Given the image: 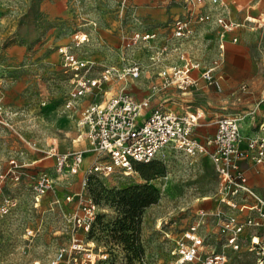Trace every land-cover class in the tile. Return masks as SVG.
<instances>
[{
	"label": "rangeland",
	"instance_id": "rangeland-1",
	"mask_svg": "<svg viewBox=\"0 0 264 264\" xmlns=\"http://www.w3.org/2000/svg\"><path fill=\"white\" fill-rule=\"evenodd\" d=\"M225 1L233 21L242 22L249 13L259 25L239 28L238 41H228L212 84L200 79L185 94L162 87L153 52L139 43L126 60L140 62L142 78L106 82L85 103L125 88L138 97L151 95L153 109L200 111L196 135L203 142L222 116L241 119V145L257 136V123L264 120V0ZM182 12L178 0H0V264H50L62 249L67 255L61 264H169L176 242L197 224L205 256L222 250L219 217L210 212L237 215L241 221L250 215L219 201L218 178L207 155L189 158L167 150L150 164H136L129 176L119 169L110 176L90 175L82 189L86 169L101 158L80 137L77 115L66 108L71 81L58 48L72 46L79 32L86 36L73 52L91 62V76L98 77L105 64L123 66L120 51L134 33H154L153 43H163ZM217 33L207 30L205 65L217 56ZM55 143L58 152H83L82 171L55 173V160L48 157ZM243 162L246 173L260 169L251 157ZM42 174L55 183L38 203L35 185ZM86 197L97 210L88 231L79 221ZM6 199L15 205L5 210ZM251 234L246 229L240 250L221 264H256ZM74 239L84 250L69 251Z\"/></svg>",
	"mask_w": 264,
	"mask_h": 264
},
{
	"label": "built area",
	"instance_id": "built-area-1",
	"mask_svg": "<svg viewBox=\"0 0 264 264\" xmlns=\"http://www.w3.org/2000/svg\"><path fill=\"white\" fill-rule=\"evenodd\" d=\"M178 1L182 4L183 12L174 20L172 34L163 43H153L157 38L154 33H134L120 51L123 66L105 64L98 77L91 76L93 64L73 52V47H79L86 41V36L81 37L79 32L75 35L72 46L64 45L58 48L64 71L70 75L71 81L66 108L77 115L80 137L88 139L101 158L86 170L82 189L87 188L90 175L110 176L115 169L121 170L125 175L131 174L136 164H150L167 150L189 158L207 155L218 178L219 201L231 210L238 209L242 212L248 209L251 213L241 221L237 215L224 217L221 212H210L211 215L219 217L216 226L224 239L222 250L205 256L204 238L198 234L200 224H197L185 233L183 239L176 242L173 251L175 259L169 264L226 262L230 253L237 254L240 250V240L246 229L252 231L249 249L257 257L256 264H264V197L249 187L246 172L242 167V162L248 157H251L254 163L264 166V121L259 124L258 135L248 140L246 149H241V119L238 116L219 118L215 134L203 142L196 136L203 117L198 110L179 113L170 109H153L151 95L138 97L125 88L100 102L84 101L101 90L104 83L113 79L127 82L129 78H142L144 68L140 62L126 60L127 52L133 51L139 43H146L153 52L151 59L158 69L162 87L174 86L184 93L200 79L212 84L216 77L215 72L225 58L228 41H238L236 31L239 28L250 24L255 29L259 25L258 19L252 15L246 16L242 22L233 21L225 0ZM209 28L218 31L217 56L205 65L203 55L209 47ZM196 72H199L200 76H196ZM152 90L157 91L155 87H152ZM53 146L48 157L54 158V170L57 175L62 176L66 172L77 174L81 171L84 160L82 151L58 152V146ZM2 181L1 179L0 185ZM53 183L55 182L47 174L37 178L35 191L38 203L52 188ZM249 198L254 200V204L250 206ZM84 201V213L79 217V221L88 231L96 218L97 210L91 197H86ZM13 205L14 200L6 199L4 209ZM205 215L209 214L204 213L203 216ZM82 250V241L74 239L69 251ZM66 255V250H60L50 264H61Z\"/></svg>",
	"mask_w": 264,
	"mask_h": 264
},
{
	"label": "crops",
	"instance_id": "crops-1",
	"mask_svg": "<svg viewBox=\"0 0 264 264\" xmlns=\"http://www.w3.org/2000/svg\"><path fill=\"white\" fill-rule=\"evenodd\" d=\"M226 2V1H225ZM228 9H229V5H228ZM248 15H252V14H249V13H247V14H245L244 15V18L242 19V20H240V21H243L244 19H245V17L246 16H248ZM252 16H254V15H252ZM255 18H256V16H254ZM256 19H259V18H256ZM229 43V42H228ZM232 48L230 47L229 48V50H231ZM196 76L198 75V73L196 72V73H194ZM185 93H187V92H184L183 94H185ZM175 111V110H174ZM196 111V110H195ZM252 112H251V114L253 113L254 115L256 114V112L258 111V108H255V110H251ZM262 121H264V120H262ZM261 121V122H262ZM213 122H217V120H214ZM261 122H259V123H257V124H260ZM66 123V122H65ZM64 123V124H65ZM258 127H259V125H258ZM197 132H198V129H197V131H196V134H197ZM216 132V131H215ZM215 134V133H214ZM214 134H212V135H210L209 137H211V136H213ZM197 136V135H196ZM198 137V136H197ZM248 139H250V138H248ZM248 141V140H247ZM54 145H56L57 146V144L55 143ZM240 148L241 149H246L247 148V142L244 144V145H241L240 144ZM99 160V159H98ZM97 162V161H96ZM96 162H94V163H92L91 165H93V164H95ZM244 164V162H242V165ZM90 167V166H89ZM88 167V168H89ZM243 168H244V166H242ZM87 168V169H88ZM259 170H256V169H250L247 173H246V175H247V178H248V184H249V187L250 188H252V190L256 193V194H258L259 196H261V197H264V184L262 185L261 184V181H263L264 180V166L263 165H259ZM86 169V170H87ZM244 170H245V168H244ZM81 171H82V169H81ZM247 170H245V172H246ZM85 174V173H84ZM84 176V175H83ZM248 204H249V206L250 205H252V204H254V200L252 199V198H249L248 199ZM246 210H248V209H246ZM249 211V210H248ZM249 213H251L250 211H249Z\"/></svg>",
	"mask_w": 264,
	"mask_h": 264
},
{
	"label": "bare ground",
	"instance_id": "bare-ground-1",
	"mask_svg": "<svg viewBox=\"0 0 264 264\" xmlns=\"http://www.w3.org/2000/svg\"><path fill=\"white\" fill-rule=\"evenodd\" d=\"M130 174H127V176H129Z\"/></svg>",
	"mask_w": 264,
	"mask_h": 264
}]
</instances>
